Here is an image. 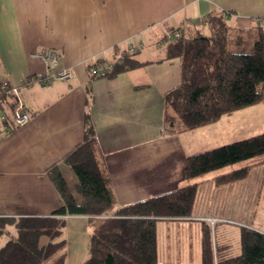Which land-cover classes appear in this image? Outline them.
Segmentation results:
<instances>
[{"label":"crops","instance_id":"1","mask_svg":"<svg viewBox=\"0 0 264 264\" xmlns=\"http://www.w3.org/2000/svg\"><path fill=\"white\" fill-rule=\"evenodd\" d=\"M209 15L224 17L232 40L242 36L240 47L232 49L249 51L264 33V0H0V82L18 88L30 115L26 126L8 135L0 124V218L47 217L60 207L50 173L57 168L66 177L65 159L83 142L89 114L110 177L115 202L110 214L197 184L194 209L204 195L212 213L159 220L157 234L158 223H198L199 256L202 221L218 219L264 234L263 225L249 223L264 213V173L258 176L264 163L254 166L246 180L220 188L211 180L222 174L184 176L189 156L264 134V102L190 131L174 133L164 125L165 95L181 79L180 60L167 58L165 34L175 29L192 34V27ZM128 42L142 45L133 56L142 65L113 78L92 79L88 64L111 59ZM42 48L58 52V69L72 71L73 80L35 81L46 74L36 57ZM66 222L68 264H82L96 221L73 216ZM170 250L165 244L161 253L158 244L162 262L192 264L184 263L192 260V245L187 256L184 248L174 247L173 257Z\"/></svg>","mask_w":264,"mask_h":264},{"label":"trees","instance_id":"2","mask_svg":"<svg viewBox=\"0 0 264 264\" xmlns=\"http://www.w3.org/2000/svg\"><path fill=\"white\" fill-rule=\"evenodd\" d=\"M205 28L188 35L181 32L179 38L167 41V58L180 60V83L165 95L164 125L174 133L209 125L264 102V33L259 32L252 49L246 51L232 49V45L240 47L243 38L232 40L223 16L209 15ZM139 52L122 57L114 53L110 59L113 67L103 75L92 74L100 61L91 62L89 74L92 79L113 78L138 68L142 64L133 56ZM0 103L11 116L13 96L0 93ZM261 156L264 134L189 156L184 176L192 180ZM65 163L77 182L70 187L57 168L52 170L50 179L60 194L61 205L51 216L0 218V264H68L63 233L67 218L73 216L96 221L90 256L82 264H172L159 259L157 222L191 218L197 184L118 207L110 214L115 207L110 177L89 114L85 117L83 142ZM263 163L230 171L211 181L217 188L241 182L254 166ZM218 224L201 222L202 264H264L263 233L242 227L241 252L231 255L230 245H220L213 238V227L217 229Z\"/></svg>","mask_w":264,"mask_h":264},{"label":"rangeland","instance_id":"3","mask_svg":"<svg viewBox=\"0 0 264 264\" xmlns=\"http://www.w3.org/2000/svg\"><path fill=\"white\" fill-rule=\"evenodd\" d=\"M200 24V23H199ZM196 26V25H195ZM194 30H196V27H192ZM201 29L204 31L205 28V19L202 24L198 25L197 29ZM194 32V31H193ZM264 156L256 157L254 159L240 162L231 166L224 167L222 169H219L217 171L211 172L203 177L205 178H211L213 176H217L219 174L227 173L236 169H240L246 166H251L253 164H256L260 160H262ZM259 171V178L263 177L264 168L258 169ZM65 179L70 187H72L75 184L76 181V175L72 171V169L69 167V171L65 173ZM251 178H255L254 175H252ZM73 179V180H72ZM262 192L264 193V186L262 188ZM255 198V197H254ZM264 199V195L261 198V201ZM200 204H198V207L194 209V215H204V214H211L214 210L213 206L206 207L204 206L205 196L203 195ZM255 206V205H254ZM250 215V213H249ZM259 219L256 220H249V223L254 224H261L264 227V213L257 214ZM243 221H248V218H237ZM216 220V219H210ZM218 220V219H217ZM219 223L217 225V229H214L213 227V238L217 241L218 244L223 245L224 243L229 244L231 246L230 253L231 255H237L241 252L240 248V228L241 226H237L236 224H228L224 221L218 220ZM167 225H162L161 223H158V244L160 252L162 253L163 245L169 244L171 247L170 254L171 257H173V248L174 247H180L181 249L184 248V252H186V256L189 254V247L192 245L193 247V256L191 261H184V263H192V264H200L199 260L201 262V255L199 256L196 252V247H198V236H197V229L196 224L198 223H188V225L184 226H178L176 222L174 223H166ZM169 224V225H168ZM67 235H69V231H66ZM90 254H87V257L89 258ZM163 259V257H162ZM163 261H165L163 259ZM171 261L172 258H171ZM168 262V261H167ZM182 264V262L180 263Z\"/></svg>","mask_w":264,"mask_h":264},{"label":"built area","instance_id":"4","mask_svg":"<svg viewBox=\"0 0 264 264\" xmlns=\"http://www.w3.org/2000/svg\"><path fill=\"white\" fill-rule=\"evenodd\" d=\"M204 20L199 21L200 24ZM181 36V30L175 29L173 31L167 32L164 39L166 41H171L177 39ZM142 50V45L134 44L133 42H128L126 46L121 49H116L115 53L117 56H125L129 52H138ZM36 57L40 59L45 67L46 74L38 77L35 81L40 85H51L56 81L69 82L73 80L74 74L68 69H58L60 56L58 52L52 48H42ZM97 64L93 70L92 74L103 75L112 69V61L110 59L96 58L92 60V63ZM0 93H8L13 96L14 107L11 116H8L6 110L2 107L0 103V124L2 126V131L8 135L15 128H22L26 126L30 121V115L24 104L20 101L18 96V88L9 84L8 82H0ZM212 226L219 222L218 220L209 221Z\"/></svg>","mask_w":264,"mask_h":264}]
</instances>
